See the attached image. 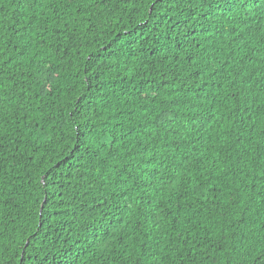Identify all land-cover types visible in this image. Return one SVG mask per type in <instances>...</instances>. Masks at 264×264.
<instances>
[{
  "label": "trees",
  "instance_id": "16d2710c",
  "mask_svg": "<svg viewBox=\"0 0 264 264\" xmlns=\"http://www.w3.org/2000/svg\"><path fill=\"white\" fill-rule=\"evenodd\" d=\"M259 246L264 0H0V264Z\"/></svg>",
  "mask_w": 264,
  "mask_h": 264
},
{
  "label": "snow or ice",
  "instance_id": "6c2138e0",
  "mask_svg": "<svg viewBox=\"0 0 264 264\" xmlns=\"http://www.w3.org/2000/svg\"><path fill=\"white\" fill-rule=\"evenodd\" d=\"M245 258L249 264H264V246L246 250Z\"/></svg>",
  "mask_w": 264,
  "mask_h": 264
},
{
  "label": "water",
  "instance_id": "95a60500",
  "mask_svg": "<svg viewBox=\"0 0 264 264\" xmlns=\"http://www.w3.org/2000/svg\"><path fill=\"white\" fill-rule=\"evenodd\" d=\"M41 212H42V210H41Z\"/></svg>",
  "mask_w": 264,
  "mask_h": 264
}]
</instances>
